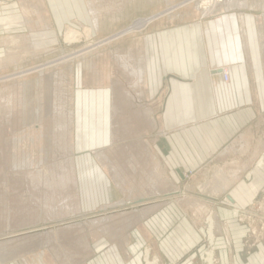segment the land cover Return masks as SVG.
<instances>
[{"label":"rangeland","instance_id":"1","mask_svg":"<svg viewBox=\"0 0 264 264\" xmlns=\"http://www.w3.org/2000/svg\"><path fill=\"white\" fill-rule=\"evenodd\" d=\"M235 1L244 4L241 9L248 6L242 0ZM86 2V7L60 8L45 7L46 0H0V264H231L219 252L223 245L228 246V235L216 212L212 206L197 204V199L202 202L203 196L218 193L219 187L215 188L211 179L213 165L200 175L182 171L180 180L172 173L175 180L166 185L161 181L158 197L150 194L159 175L151 161L143 159L147 149L143 155L141 146L135 148L139 156L133 157V149L129 151L126 144L132 133L119 132L117 146L107 153L111 160L105 153L99 156L112 182L89 177L92 187L86 190L91 194H85L75 179L78 163L71 146V81L79 67L89 81L96 79L97 69L101 77V68H106L115 83L111 108L119 115H132L125 101L143 68L137 66L133 54L126 53L139 44L143 31L139 28L150 22L148 27L158 28L159 19L174 16L176 2L177 8L183 4L177 9L182 17L201 14L213 18L233 12L205 9L203 0H177L167 7L151 4L149 12H144L147 9L142 4H135L137 10L130 16L124 0ZM111 11L120 12L121 19L116 21L112 16L111 22ZM63 18L69 23L59 25ZM134 69L135 77L130 73ZM137 111L139 108L135 115L147 113L145 109ZM135 124L140 122L135 120ZM129 156L134 158L133 164ZM100 183L105 184V193L100 191ZM175 199L185 200L182 202L202 233L199 248L183 260L162 263L154 255L146 258L141 254L139 260L128 261L118 243H110L112 238H125L142 205ZM246 202L247 207L236 208L234 218L244 227L242 258L253 264L252 258L262 249L264 256V184ZM211 203L216 206L218 202Z\"/></svg>","mask_w":264,"mask_h":264},{"label":"crops","instance_id":"2","mask_svg":"<svg viewBox=\"0 0 264 264\" xmlns=\"http://www.w3.org/2000/svg\"><path fill=\"white\" fill-rule=\"evenodd\" d=\"M75 1L78 4L65 0H46L43 4L60 8L87 5L86 0ZM176 1L124 0L123 5L134 16L135 4H142L147 9L144 12H149L151 4L164 3L167 7ZM242 1L248 6L213 18L177 15L183 4L177 8L176 2L174 16L159 19L162 22L158 28L148 27L151 22L139 28L143 30L139 44L126 53L133 54L139 62L137 66L143 68L142 73L139 70L141 78L128 89L125 101L132 115H119L115 107L111 108L115 83L106 68H101V77L97 69L96 79L89 81L86 71L79 67L71 81V146L78 163L76 183L86 190L92 187L87 182L89 177L112 182L99 156H108L117 146L119 132L132 133L126 144L129 151L133 149V157L139 156L135 148L141 146L143 155L147 149L143 159L146 163L151 161L159 175V182L150 193H158V197L162 193L161 181L166 185L175 180L172 173L180 180L182 171L192 170L200 175L213 165L211 179L215 188L219 187L218 193L203 196L206 203L197 199V204L212 206L216 212L219 225L228 235V246L223 245L219 252L231 264H246L241 255L244 227L235 222L234 212L247 207L246 199L258 194L264 184V0ZM111 13V22L122 17L120 12ZM67 23L64 18L58 21L59 25ZM146 27L149 30L145 32ZM130 36L135 38L134 34ZM225 70L229 78L223 83ZM130 73L136 76L135 69ZM137 108L147 113L135 115ZM135 120L140 124L136 125ZM128 161L135 162L131 157ZM104 185H99L103 193L107 190ZM85 194L90 197L91 191L86 190ZM208 199L217 200V205ZM223 199L230 204H224ZM175 200L138 207L139 212L150 210L144 215L136 213L125 238H112L110 243H118L128 261L139 260L141 254L146 258L154 255L162 263L183 260L199 248L202 233L189 214V207L182 202L185 200ZM262 253L263 249L252 258L253 264H262Z\"/></svg>","mask_w":264,"mask_h":264},{"label":"bare ground","instance_id":"3","mask_svg":"<svg viewBox=\"0 0 264 264\" xmlns=\"http://www.w3.org/2000/svg\"><path fill=\"white\" fill-rule=\"evenodd\" d=\"M203 1H204L205 9H208V10L213 9V11H215V10L217 11L218 9H222V8H225L228 11H239V9H241V7L244 6V4H242L240 1H235V0L234 1H229V0H214V1L208 0L207 1V0H203ZM217 2L219 3V5H217ZM71 33H74V32L71 30ZM222 74H223V79L225 81H227L228 80V73L226 71H222ZM110 168H112V167H110Z\"/></svg>","mask_w":264,"mask_h":264}]
</instances>
